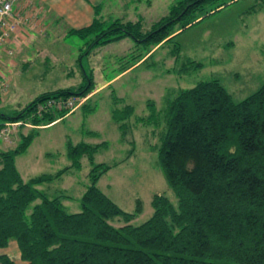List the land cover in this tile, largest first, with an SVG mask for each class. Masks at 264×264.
<instances>
[{"label": "trees", "instance_id": "obj_1", "mask_svg": "<svg viewBox=\"0 0 264 264\" xmlns=\"http://www.w3.org/2000/svg\"><path fill=\"white\" fill-rule=\"evenodd\" d=\"M206 1H177L145 32L141 20L107 23L96 16L88 27L69 33L87 41L79 59L92 47L132 39L133 50L118 60L121 75L172 41L179 29L196 22L200 17L194 14ZM82 75L86 83L77 90L44 93L10 116L0 113V130L18 122L22 124L17 129L32 126L28 134H19L17 147L0 152V249L14 240L27 264H264V82L238 103L218 80L201 82L167 100L157 159L176 204L154 195L151 218L133 226L141 203L134 213H127L97 187L115 166L93 165L94 154L106 148V142L96 146L68 142L71 165L53 175L24 182L16 168V158L29 148L37 129L74 112L49 102L87 98L79 107L93 110L89 101L96 87L91 77ZM148 106L151 116L138 122L155 124L154 103ZM132 114L131 106L111 111L122 136ZM83 157L92 165L89 184L81 212L68 214L61 203L64 196L48 198L36 187L80 169ZM115 221L124 225L115 227L111 224ZM0 264L15 263L0 255Z\"/></svg>", "mask_w": 264, "mask_h": 264}, {"label": "rangeland", "instance_id": "obj_2", "mask_svg": "<svg viewBox=\"0 0 264 264\" xmlns=\"http://www.w3.org/2000/svg\"><path fill=\"white\" fill-rule=\"evenodd\" d=\"M149 1L151 4L140 7L142 11L139 9L136 17L131 15L134 12L131 6L122 12L131 15L126 16L127 21L141 20L144 32L167 16L179 0ZM259 6V2L252 0H207L194 14L200 17L196 22L185 29L178 27L172 41L155 48L142 63L121 75L118 60L133 50L135 43L130 38L92 47L81 59L87 41L78 37L65 40L49 35L40 48L27 50L0 77L2 114L10 116L44 93L77 90L86 83L83 72L92 78L96 90L107 85L90 95L91 112L76 108L65 118L35 131L29 148L16 158L22 180L28 182L69 167L68 142L74 146L106 142L107 147L94 154L93 165L115 166L100 178L97 187L127 213H134L138 202L141 203L140 213L131 221L133 226L151 218L154 195H164L176 204L157 159L165 132L163 116L167 100L211 80H218L236 103L260 88L264 82V13L259 14ZM83 44L84 49L79 50ZM188 62L202 67L194 69ZM23 63H28L24 69ZM149 103H154L158 122H138L151 116ZM125 106H131L133 114L122 136L111 111ZM18 127H10L7 135L1 134L4 129L0 130V152L13 150L20 142L19 134H28L32 129L30 125L24 130ZM91 167L88 158L83 157L80 169L69 170L60 179L39 185L36 190L48 198L64 196L61 198L64 210L68 214L79 213ZM37 203L29 206L27 216ZM111 224L124 225L121 221ZM11 245L16 246V242L10 240L6 248L0 249V255L9 256L16 264H26L20 259L17 247V259L7 251Z\"/></svg>", "mask_w": 264, "mask_h": 264}, {"label": "crops", "instance_id": "obj_3", "mask_svg": "<svg viewBox=\"0 0 264 264\" xmlns=\"http://www.w3.org/2000/svg\"><path fill=\"white\" fill-rule=\"evenodd\" d=\"M252 1L259 2V14L264 13V0ZM149 4H151L149 0H21L15 6L20 22L10 33V42L0 55V77L10 70L15 65L17 58L27 50L32 47L40 48L44 44L43 39H48L49 35L65 40L77 37L69 32L88 27L96 16L107 23L116 19L126 20V16L136 17L139 9L142 11L140 7ZM130 6L134 10L133 14H123L124 9H128ZM68 45L64 43L65 47ZM80 48L84 49V44L78 47L79 50ZM27 65L28 63H23L22 68H26ZM106 85L95 91L97 92ZM16 247L17 245H11L7 251L15 255L17 259Z\"/></svg>", "mask_w": 264, "mask_h": 264}, {"label": "built area", "instance_id": "obj_4", "mask_svg": "<svg viewBox=\"0 0 264 264\" xmlns=\"http://www.w3.org/2000/svg\"><path fill=\"white\" fill-rule=\"evenodd\" d=\"M20 1L21 0H0V55L1 52H3V50L7 48L6 46L10 42V33L20 22V18L15 11V6H17ZM84 101L85 98H71L58 103H55L53 101L49 103L51 105H55L58 109H67L69 110V113H71L75 111L76 108H78ZM20 125L21 124L19 122L6 124L3 133L1 134L6 133L7 135V131L10 129V127L15 128Z\"/></svg>", "mask_w": 264, "mask_h": 264}]
</instances>
